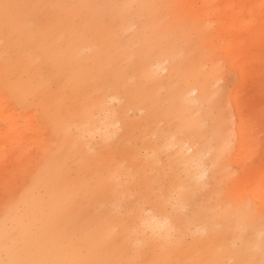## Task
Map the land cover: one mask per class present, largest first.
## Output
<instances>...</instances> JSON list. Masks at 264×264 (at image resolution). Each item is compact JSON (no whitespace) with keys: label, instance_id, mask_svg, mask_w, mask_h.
I'll return each mask as SVG.
<instances>
[{"label":"rangeland","instance_id":"1","mask_svg":"<svg viewBox=\"0 0 264 264\" xmlns=\"http://www.w3.org/2000/svg\"><path fill=\"white\" fill-rule=\"evenodd\" d=\"M251 59L264 0H0V264H264Z\"/></svg>","mask_w":264,"mask_h":264},{"label":"bare ground","instance_id":"2","mask_svg":"<svg viewBox=\"0 0 264 264\" xmlns=\"http://www.w3.org/2000/svg\"><path fill=\"white\" fill-rule=\"evenodd\" d=\"M251 63L258 64V68L257 69H251L252 64L250 65L251 68H249V66H247V68H245L244 70H241L243 78L252 79V78L256 77L257 80H259V79L264 80V65L261 66L262 64H264V61L257 60V61L253 62L251 59ZM260 73H263V74H260ZM250 98H251V96L249 95V97L238 96L236 99L237 102L241 105V107L239 108V111H240V115L242 118L245 117V112H246L244 104H246ZM165 226H166V223H164L161 220H158L156 218L149 219L148 222L146 221V228H148L149 230L154 231V232L162 231Z\"/></svg>","mask_w":264,"mask_h":264}]
</instances>
